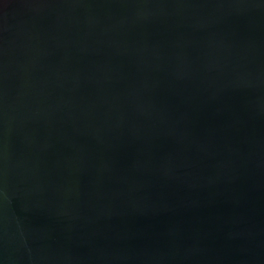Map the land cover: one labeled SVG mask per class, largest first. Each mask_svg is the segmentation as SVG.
<instances>
[{"label":"water","instance_id":"obj_1","mask_svg":"<svg viewBox=\"0 0 264 264\" xmlns=\"http://www.w3.org/2000/svg\"><path fill=\"white\" fill-rule=\"evenodd\" d=\"M0 264H264V0H0Z\"/></svg>","mask_w":264,"mask_h":264}]
</instances>
